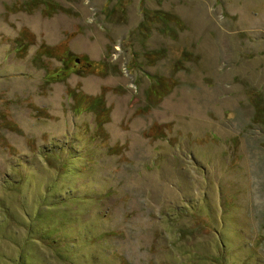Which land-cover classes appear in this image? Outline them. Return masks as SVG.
I'll list each match as a JSON object with an SVG mask.
<instances>
[{
  "label": "rangeland",
  "instance_id": "1",
  "mask_svg": "<svg viewBox=\"0 0 264 264\" xmlns=\"http://www.w3.org/2000/svg\"><path fill=\"white\" fill-rule=\"evenodd\" d=\"M0 264H264V0H0Z\"/></svg>",
  "mask_w": 264,
  "mask_h": 264
},
{
  "label": "flooded vegetation",
  "instance_id": "2",
  "mask_svg": "<svg viewBox=\"0 0 264 264\" xmlns=\"http://www.w3.org/2000/svg\"><path fill=\"white\" fill-rule=\"evenodd\" d=\"M46 55H50V52H48V53H46ZM69 57V56H68ZM73 61H74V63L75 64H83V60H81L80 58H79V60H75V58L73 59V57H72V59H70V62H72L73 63ZM67 67H68V65H67Z\"/></svg>",
  "mask_w": 264,
  "mask_h": 264
},
{
  "label": "trees",
  "instance_id": "3",
  "mask_svg": "<svg viewBox=\"0 0 264 264\" xmlns=\"http://www.w3.org/2000/svg\"><path fill=\"white\" fill-rule=\"evenodd\" d=\"M64 56H68V55H60V60L62 59V57H64ZM72 58V57H71ZM77 59V57H73V59ZM69 64V63H68Z\"/></svg>",
  "mask_w": 264,
  "mask_h": 264
},
{
  "label": "water",
  "instance_id": "4",
  "mask_svg": "<svg viewBox=\"0 0 264 264\" xmlns=\"http://www.w3.org/2000/svg\"><path fill=\"white\" fill-rule=\"evenodd\" d=\"M78 60V59H77Z\"/></svg>",
  "mask_w": 264,
  "mask_h": 264
}]
</instances>
